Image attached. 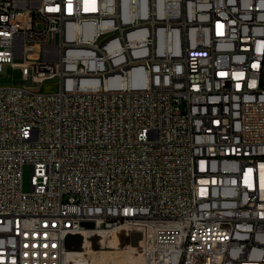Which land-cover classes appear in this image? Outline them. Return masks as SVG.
Segmentation results:
<instances>
[{"label": "built area", "instance_id": "1", "mask_svg": "<svg viewBox=\"0 0 264 264\" xmlns=\"http://www.w3.org/2000/svg\"><path fill=\"white\" fill-rule=\"evenodd\" d=\"M5 67L0 264L130 224L145 264H264V0H0Z\"/></svg>", "mask_w": 264, "mask_h": 264}, {"label": "bare ground", "instance_id": "2", "mask_svg": "<svg viewBox=\"0 0 264 264\" xmlns=\"http://www.w3.org/2000/svg\"><path fill=\"white\" fill-rule=\"evenodd\" d=\"M130 226H136L137 228L142 229L136 224H130ZM132 229L133 228H129L127 225H122L111 231L84 228L78 235V239H80L81 236L84 237L87 247L102 244L107 247V250L100 252L99 256L98 252L94 250H89L87 252H80L77 251V249L69 250L67 261L70 264H110V262H113V264H145V257L140 253H131L129 250L122 248V244H120L122 238L131 233ZM145 231L149 235V232L146 229Z\"/></svg>", "mask_w": 264, "mask_h": 264}, {"label": "rangeland", "instance_id": "3", "mask_svg": "<svg viewBox=\"0 0 264 264\" xmlns=\"http://www.w3.org/2000/svg\"><path fill=\"white\" fill-rule=\"evenodd\" d=\"M12 82H8L11 81ZM21 80V75L19 71L13 70L10 67H5L3 73L0 77V82L2 84H16L19 83ZM29 85L33 87H39L41 91L43 92H53L56 90L57 85L56 81H48L42 85H35L32 83H28ZM32 167L30 165H25L23 168V178H22V188L25 193L30 192L31 190V182H32ZM129 228H133L131 233L125 235L122 240L120 241V244H122V248H125L126 250H129L131 253L138 254L140 253L143 257H145V251L147 250V245L150 244V235L147 234L145 229H139L136 226H130L127 225ZM149 236V237H148ZM77 237V244L71 248V250H76L80 252H87L89 250H94L98 252V256L100 252H103L107 250V247L105 245H94L92 247H87L86 241L84 237ZM91 240V239H90ZM85 243V244H84ZM84 244V245H83ZM96 246V247H95ZM87 247V248H86ZM84 248V249H83ZM92 248V249H91ZM108 264V263H106ZM110 264H113V262H110Z\"/></svg>", "mask_w": 264, "mask_h": 264}, {"label": "water", "instance_id": "4", "mask_svg": "<svg viewBox=\"0 0 264 264\" xmlns=\"http://www.w3.org/2000/svg\"><path fill=\"white\" fill-rule=\"evenodd\" d=\"M88 227H93L91 224H87ZM78 235L69 236L66 241V247L71 249L77 244Z\"/></svg>", "mask_w": 264, "mask_h": 264}]
</instances>
